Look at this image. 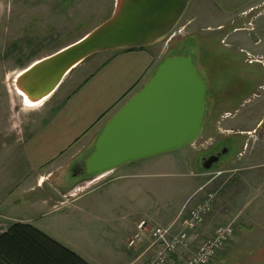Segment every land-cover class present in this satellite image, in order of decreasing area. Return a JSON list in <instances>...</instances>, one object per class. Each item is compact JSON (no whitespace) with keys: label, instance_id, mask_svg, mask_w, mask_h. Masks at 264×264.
Listing matches in <instances>:
<instances>
[{"label":"rangeland","instance_id":"374dc122","mask_svg":"<svg viewBox=\"0 0 264 264\" xmlns=\"http://www.w3.org/2000/svg\"><path fill=\"white\" fill-rule=\"evenodd\" d=\"M114 1L0 0V147L6 145L5 136L14 130L20 134L24 115H32L36 111L27 110L23 106L22 98L10 83L13 75L34 61L76 42L104 23L114 10ZM199 1L205 5L209 3L208 0ZM188 9L178 27V30L182 27L184 30L176 41L180 43V54L193 56L200 75L207 81L208 111L225 113L237 110L241 115L229 119H224L225 115H207L205 130L192 146L120 168L113 177L123 172L139 174L129 181L138 180L141 186L145 184V189L150 187L151 191L149 201L139 196L136 184L135 203L139 206L136 210L131 199L128 200L126 189H121L120 195L115 194L119 197L117 205L120 217L138 214L145 222L146 231H151L161 220L158 214H173L185 201L191 200L190 204H195L204 198L207 191L224 185L217 200L221 195L226 199L218 207V218L212 227L215 229L220 225L234 223L235 233L211 264H264V91L257 89L258 84L264 85V54L256 55L258 51L263 53L264 30L261 21L256 18L248 26L239 22L231 24L221 16L203 17L194 24L191 23L194 12ZM205 9L202 10L207 14ZM258 9L253 7L246 21L251 20ZM221 18L224 25L220 29L205 28L207 25L214 27ZM194 32L197 37L193 40L191 36ZM207 43L208 47L205 48ZM255 86L259 97L254 96L245 106L240 105L241 100L248 97ZM249 113L253 115H247ZM228 137H236L237 142L234 138L226 139ZM219 139H224L221 144L204 149ZM223 146H227L229 152L210 170H206L201 163L202 158ZM8 164L9 161L3 163L0 157L1 179L6 177ZM74 172L77 170L68 173L69 179H72ZM218 172L222 174L217 176ZM202 173L207 175H197ZM211 180L212 183L195 194L199 184L204 186ZM20 188L12 198L20 194ZM32 195L34 199L35 195ZM80 203V199L75 200L72 204L52 211L49 216L42 215L39 208L31 207L32 202H24L17 210L23 216L33 218V225L44 229L45 233L57 241L85 243L91 258L99 264H127L132 249H127L125 240L114 242L113 245L105 243L103 227L97 220L89 224L88 236L84 233V223L80 217L66 226L59 224L57 218H63V214L77 209ZM216 203L206 217L210 222L216 216ZM13 222L19 220L2 216L0 234Z\"/></svg>","mask_w":264,"mask_h":264},{"label":"crops","instance_id":"0c3cea01","mask_svg":"<svg viewBox=\"0 0 264 264\" xmlns=\"http://www.w3.org/2000/svg\"><path fill=\"white\" fill-rule=\"evenodd\" d=\"M208 1L209 3L205 5L199 0L193 2L190 0L191 5L189 4L188 11L194 12L191 23L196 24L203 17L221 16L228 19L231 24L239 22L248 26L256 18L257 21H261L262 30H264V0ZM253 7L259 9L255 10L257 12L251 20L246 21V16ZM202 9H205L207 14ZM222 18L214 25L216 28L211 25L205 28L220 29L224 25ZM196 35L195 32L192 34L193 40L197 37ZM178 37L169 43L165 41L141 48L95 54L76 67L59 89L44 103L35 107L25 106L27 110L36 111L32 115H24L20 134L14 130L9 136H5L6 145L0 147L1 153L5 151L0 156L3 158V163L9 161L5 169L6 177L0 178V218L15 217L21 222L34 224L33 218L30 219L18 213V207L24 205V202H32L31 207H37L42 215L49 216L52 211L80 199L81 203L77 209L63 214V218H57L59 224L66 226L80 217L84 223V233L88 236L89 224L97 220L103 227L105 243L113 245L114 242L120 243L121 240H125L127 249H132V252H129L130 260L127 264H140L153 257L154 249L146 227L136 246H129V241L139 232L138 226L144 220L138 217V214L120 217L117 205L120 190L126 189L128 200L131 199L133 208L139 207L135 203L136 184L138 183L139 196L146 197L149 201L150 187L145 189V184L141 186L138 180L131 181L132 183L129 181L131 177L139 174L123 172L113 177L122 168L104 177L91 179L83 173L82 162L93 151L96 140L108 121L149 81L158 66L168 57L182 55L180 43L177 42ZM256 46L261 47V45ZM207 47L208 43L205 44V48ZM262 52L258 51L256 55H263L264 49ZM75 169L77 172H74L72 179H69L68 173ZM207 173L197 175L204 176ZM21 185H23L22 189ZM202 185L199 184L195 194ZM19 188L22 190L20 194L12 198ZM2 194H4L3 197ZM31 195H35V198L33 199ZM225 199L226 197L223 198L221 195L216 201V216L211 222L209 218L205 219L206 223L204 222L200 231L201 238L213 234L212 226L218 218V207ZM180 208L173 214H158L161 220L156 225L168 224ZM41 230L44 231V229ZM102 240L100 239V242L104 243ZM59 242L89 263L99 264L91 258L89 247L85 243L72 240ZM187 255V253L175 254L168 264H184Z\"/></svg>","mask_w":264,"mask_h":264},{"label":"water","instance_id":"95a60500","mask_svg":"<svg viewBox=\"0 0 264 264\" xmlns=\"http://www.w3.org/2000/svg\"><path fill=\"white\" fill-rule=\"evenodd\" d=\"M189 3L115 0L114 10L104 23L76 42L34 61L13 75L10 83L25 106L40 105L89 57L165 41L180 24ZM207 95V81L193 56L166 58L105 125L93 151L83 159V173L98 179L131 163L193 145L204 132Z\"/></svg>","mask_w":264,"mask_h":264},{"label":"built area","instance_id":"2783aa9c","mask_svg":"<svg viewBox=\"0 0 264 264\" xmlns=\"http://www.w3.org/2000/svg\"><path fill=\"white\" fill-rule=\"evenodd\" d=\"M183 30L184 27L179 28L170 39ZM221 174L222 172L217 173ZM221 189L219 186L207 191L204 198L195 204L185 203L168 224L152 228L149 238L154 254L151 259L140 264H168L173 255L186 253L188 255L184 264H211L235 233L234 223H227L217 226L209 237L200 236L201 227L206 217L213 211ZM138 228L139 232L129 241L130 247L136 246L140 240L145 222H141Z\"/></svg>","mask_w":264,"mask_h":264},{"label":"trees","instance_id":"16d2710c","mask_svg":"<svg viewBox=\"0 0 264 264\" xmlns=\"http://www.w3.org/2000/svg\"><path fill=\"white\" fill-rule=\"evenodd\" d=\"M0 264H91L27 222H14L0 234Z\"/></svg>","mask_w":264,"mask_h":264},{"label":"flooded vegetation","instance_id":"af4514ba","mask_svg":"<svg viewBox=\"0 0 264 264\" xmlns=\"http://www.w3.org/2000/svg\"><path fill=\"white\" fill-rule=\"evenodd\" d=\"M257 89H259V91H262V90L264 91V85H259L258 84L257 85ZM257 89H256V86H255L254 90L250 93V95L248 97H246V98H243L241 100V104L240 105H244L245 103H248V100H249V102H251L252 101L251 98L254 97V96L256 98H258L259 96L256 93ZM207 115H225L224 119H229V118H234L237 115H241V113L239 111H237V110H234V111H231V112H225V113L224 112H222V113H209V111H208ZM204 130H205V125H204ZM236 133H238V134L240 133L241 134V132H236ZM229 138H234V140L237 142V138L236 137H228L226 139H229ZM223 140L224 139L215 140L213 143H211V145L209 147L204 148V149L208 150V149H210L212 147H216L218 144H221V142ZM227 146L226 147L223 146L220 149H218V150H216L214 152H211L208 156L202 158L201 163L204 166V168H205L206 165H209V164H212V163L214 165V164L220 162V160L222 159V156L229 152V148Z\"/></svg>","mask_w":264,"mask_h":264},{"label":"bare ground","instance_id":"6f19581e","mask_svg":"<svg viewBox=\"0 0 264 264\" xmlns=\"http://www.w3.org/2000/svg\"><path fill=\"white\" fill-rule=\"evenodd\" d=\"M14 89V88H13ZM16 92V91H15Z\"/></svg>","mask_w":264,"mask_h":264}]
</instances>
